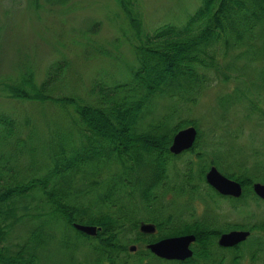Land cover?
<instances>
[{"label": "trees", "instance_id": "obj_1", "mask_svg": "<svg viewBox=\"0 0 264 264\" xmlns=\"http://www.w3.org/2000/svg\"><path fill=\"white\" fill-rule=\"evenodd\" d=\"M119 1L134 27L137 39V43L133 45L136 65L132 68L128 81L113 85L95 83L89 88L90 97L86 98L75 95L54 96L52 93L56 87L50 88L49 84L57 82L59 75L67 69L64 60H57L38 85L31 77L23 79L22 85L9 87L13 96L41 103L49 101L60 106L62 112L54 114V120L49 119V166L46 170L45 161L37 165L38 171L42 169L37 177L20 179V171L25 170L24 167L16 169L10 163L4 166L8 172L0 175V243L8 226L14 223L13 219L31 215L46 222L44 215L49 214V237L54 235L55 230L50 222L60 223L59 226L64 230L58 231L64 234L59 242L72 264H128L127 257L117 256L130 254L127 250L129 241L147 243L167 235L187 232L197 235L199 244L201 242L200 250L203 256H206L192 257L190 262L211 259V264H223V257H207L206 253L207 248H213L214 238L223 229L217 228L213 221L211 226L198 220L174 224L176 219L172 220L168 215H164L160 211L159 202L163 195L162 187L166 181V167L170 159L180 157L185 152H195L197 144L196 138L190 149L178 155L169 151L174 133L179 128L193 124L182 117H178L175 122V114L187 113L190 110L189 103H195L203 89L214 81L213 73L228 79L227 70L233 69L242 74L244 69H253L249 63L256 60V57L264 56V0H200L183 22L163 23L150 34L142 33L141 22L131 11L130 2ZM254 40H259L260 45L254 44ZM242 46L246 49L239 51ZM229 56L231 60L225 65ZM242 56L252 59H248L241 68L235 67V63ZM258 80L264 82V71L258 73ZM261 85L260 83L259 87ZM247 87L243 83L237 89V94L245 95L247 91L244 93L243 90H247ZM159 97L172 100L167 108L168 112L157 118L153 117L144 131L138 130V123L150 115L151 108ZM69 106H72L73 115L63 110H68ZM65 114L69 117L62 118L61 115ZM29 125L28 121L20 126L17 124L20 129ZM30 128L28 139L32 137L34 126L31 125ZM103 153L106 156H103ZM199 154L196 152V155ZM113 155L121 164L120 171L115 177L108 178L109 181L104 182L102 187L100 177L96 173L101 169L100 162L103 161L99 158H110L113 162ZM87 162L91 178H84L83 175ZM190 162L192 164V161ZM218 162L215 156L211 159V163L218 165ZM31 165H34V162L31 161L26 166L31 169ZM188 166V169L180 174L184 176V181L179 185L182 191L191 183L193 177V167ZM200 166V179L204 181L207 167ZM235 172L224 171L243 185L241 198L245 193H253L254 179L264 182L261 175L251 177L242 172ZM82 181L86 186H90L85 189L88 192L96 193V189L100 187L102 192H97L94 199L89 198L82 202V195L78 194L81 191L80 185H83ZM114 190L119 192L118 197L112 194ZM31 192L43 196L48 209L19 214V206L29 211L30 201L27 198L35 197L19 196ZM135 195L140 199H133ZM211 195L218 193L211 188ZM15 198L20 199L21 204L16 205ZM104 207H107V210ZM10 217L12 219L7 221ZM142 220L153 222L157 231L140 232L138 224ZM73 221L96 224L101 229L95 235H88L73 226ZM252 227L264 230V221L255 223ZM67 229L74 230L76 236L69 238ZM30 234L31 237L24 241L26 246H21L22 249L28 248L26 257L20 253L22 251L13 254L7 246L0 244V264H34L37 251L45 246L47 236L42 226H37ZM130 234L133 235L132 238ZM260 238L257 235L253 239ZM82 245L87 248L86 257L75 262L76 257L70 256L76 253L77 246ZM146 253L149 254V250ZM197 253L201 254V251ZM250 253L254 256L256 251ZM142 258L139 257L138 261ZM241 258L244 257H231L229 262L240 264ZM249 258L251 264L262 263L261 257Z\"/></svg>", "mask_w": 264, "mask_h": 264}, {"label": "rangeland", "instance_id": "obj_2", "mask_svg": "<svg viewBox=\"0 0 264 264\" xmlns=\"http://www.w3.org/2000/svg\"><path fill=\"white\" fill-rule=\"evenodd\" d=\"M199 1L126 0L130 2L131 11L140 20L143 34L152 33L157 26L163 23L183 22L199 4ZM136 43L134 27L130 24L119 0H0V175L8 172V169L4 167L6 163H10L16 169L24 167L25 170L20 171V179L37 177L42 171V169L38 171L39 163L46 161L44 170L48 168L49 119L54 120V114L62 112L60 106L49 101L41 103L13 96L9 90L10 86L22 85L23 79L31 77L38 85L54 62L64 60L67 69L59 75L57 82H53L55 85L52 82L49 84L50 88L56 87L52 94L54 96L90 97L89 88L95 83L113 85L131 78L132 68L136 65L133 48ZM260 43L259 40L254 42L256 45ZM245 49L242 46L238 50L244 51ZM248 59L252 58L246 59L242 56L235 63V67L241 68ZM230 60L229 56L224 64L226 65ZM249 64L253 69H244L242 74L233 69L227 70L228 79L213 73L214 81L203 89L195 103H189L190 110L187 113L177 112L175 114V122L178 117L193 122L194 125H189L196 128L194 142L197 138V144L195 152H185L180 157L171 158L166 167L167 177L163 183V195L159 206L164 215H168L172 220L176 219L174 224L198 220L211 226V221L216 220L217 224L223 227L224 223H249L250 219L253 222L264 218V201L254 199L252 192L245 193L243 198L237 200L211 195V185L205 176L211 165H217L211 163V159L213 160L215 156L219 161L217 167L221 172L236 171L235 173L242 172L251 177L258 175L264 177V82L258 80V73L264 71V56L256 57V60ZM209 76L211 77V72ZM243 83L248 86L247 90H243L244 93L247 91L246 94H237V89ZM260 83L262 85L259 87ZM26 88L29 89L27 86ZM171 101L169 98H157L150 115L142 118L138 123V130L144 131L153 117L157 118L166 114ZM63 110L73 115L72 106H69L68 110L65 108ZM61 116L62 118L69 117L67 114ZM26 121L30 124L27 128L20 129L17 126ZM31 125L34 129L31 139H28ZM193 144L180 153L190 149ZM196 152L200 153L199 156ZM102 155L106 156L104 153ZM112 158L113 162L110 158H99L103 161L100 162L101 169L96 173L100 177L101 185L109 181L108 178L115 177L120 171L121 164L116 161L114 155ZM31 161L34 165H31L33 167L30 169L26 165ZM188 165L193 167V177L191 183L186 185L182 191L179 185L181 186V181H184V176L180 174L188 169ZM200 165L207 167L204 181L200 179ZM88 166L89 162L84 165L86 169L83 173L84 178L92 177V174L88 173ZM254 181L260 180L254 179ZM84 186L86 185H80L81 191L78 192L82 195V202L89 198L94 199L97 192H102L103 187V185L102 187L97 186L100 188H97V192L94 193L85 190L90 187L89 185ZM33 188L37 187L33 186ZM112 194L118 197L119 192L114 190ZM32 195L35 197L27 198L30 201L29 211L19 206V214L48 209L43 196L39 194L31 192L21 194L19 197ZM39 198L42 199L39 200ZM15 199L16 205L21 204L20 199ZM133 199L140 198L135 195ZM104 208L107 210V207ZM180 214L181 217H179ZM44 217L46 222L31 215L21 216L17 220L13 219L14 223L9 225L3 234L1 246H7L9 252L13 254L22 251L20 253L26 257L28 248L22 249L21 246H26L24 241L31 237L30 233L33 229L42 226L47 242L37 251L34 264H72L59 242L64 233L58 229L64 230V228L60 227V223L50 222L55 229L54 235L52 233L53 236L50 238L49 214ZM11 219L12 217L7 221ZM141 222L153 223L142 220L138 224V230ZM72 224L74 226V221ZM82 224L97 226L96 233L101 229L96 224ZM155 228L156 232V225ZM67 233L71 239L76 236V232L72 229H67ZM254 234L261 235L259 232ZM130 236L133 237L131 234ZM169 236L175 235L164 237ZM192 241L189 244L190 248ZM149 243L151 242L129 241L127 250L130 254L117 257H127L128 264H176V262L180 264L176 260L186 259L160 257L146 246ZM27 245L29 247L30 242ZM132 245H135L133 250L130 249ZM76 249L75 254L68 253L70 257H76L75 262L84 260L87 248L82 245L77 246ZM147 250L149 254L146 253ZM253 250L260 254L264 253L262 238L248 239L241 246L239 253L246 255L241 258L240 264L250 263L248 255ZM226 255L230 256V252L226 251ZM228 256L223 257V264H230L231 257ZM139 257H143L140 262ZM261 259L264 264V258L261 257ZM199 260L203 261V259ZM209 264H211V259Z\"/></svg>", "mask_w": 264, "mask_h": 264}, {"label": "water", "instance_id": "obj_3", "mask_svg": "<svg viewBox=\"0 0 264 264\" xmlns=\"http://www.w3.org/2000/svg\"><path fill=\"white\" fill-rule=\"evenodd\" d=\"M195 136L196 128L193 125L177 130L172 137L169 150L173 153H180L182 150L193 144ZM205 176L207 182L222 194L235 197L242 194V186L240 182L222 174L214 165H211ZM253 189L256 194L264 198V183L254 182ZM74 226L77 229L92 235L97 231V226L95 225L74 222ZM155 229L153 223H140L139 230L141 232L152 233ZM248 234L249 231L247 230H230L229 232L221 234L219 242L222 245H232L245 239ZM194 239L195 236L193 234L175 235L161 238L147 244L146 246L160 257L167 259H185L192 255V249L189 247V244ZM130 249H135V245H132Z\"/></svg>", "mask_w": 264, "mask_h": 264}, {"label": "flooded vegetation", "instance_id": "obj_4", "mask_svg": "<svg viewBox=\"0 0 264 264\" xmlns=\"http://www.w3.org/2000/svg\"><path fill=\"white\" fill-rule=\"evenodd\" d=\"M252 185H253V183H252ZM241 186L243 187L242 184H241ZM221 196H225V197H227L229 199H232V200H237V199L241 198L240 196L239 197H235V196H232V195H223V194H221ZM252 196L256 200L264 201V198L259 196L258 194H256V192L254 190H253ZM251 217H249V218H251ZM251 221L252 220L250 219L249 223H240V224L224 223L223 227H221V224H217L216 220H214L213 221L214 225L217 228L223 229V230L220 231L218 233V235L214 238L215 244H214L213 248L212 249H211V247L207 248V251H206L207 257H211V255L213 257H227L228 255H226V251L230 252V256H228V257H237V256L238 257H245L246 254L243 255V254L239 253L241 251V246L248 239H251V238H254L255 236H257V235L254 234L255 232L261 233V235H259V234L258 235L264 241V230H262V229L256 230L255 228L252 227L253 224H255V223H257V224L262 223L264 221V218H261L258 221H253V222H251ZM230 230H247V231H249V234L246 236L245 239H243V240H241V241H239V242H237L235 244H232V245H222V244H220L219 238H220L221 234L229 232ZM191 234L195 235V239L191 243V249H192L191 257H206V256H203L202 250H200L201 242L199 244L197 235L195 233H191ZM218 248H220V250ZM197 251L198 252L201 251V254L197 253ZM248 256L249 257H262V258H264V253L260 254V253H258L256 251V254H254V256H252V253H249ZM191 257L189 256V258H186L185 260H176V261H178L180 264H203V263L204 264H209V261L205 260V259H203L202 262L200 260L197 261L196 263L195 262H190L189 259ZM206 262H208V263H206ZM261 262H263L262 259H261ZM176 264H178V263L176 262ZM249 264H251V263H249ZM260 264H262V263H260Z\"/></svg>", "mask_w": 264, "mask_h": 264}]
</instances>
